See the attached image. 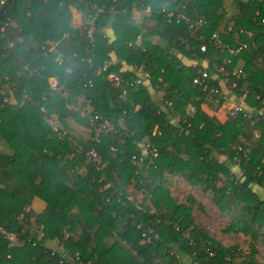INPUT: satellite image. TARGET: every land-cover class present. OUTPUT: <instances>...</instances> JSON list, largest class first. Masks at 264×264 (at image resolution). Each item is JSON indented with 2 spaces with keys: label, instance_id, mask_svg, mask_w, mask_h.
<instances>
[{
  "label": "trees",
  "instance_id": "trees-1",
  "mask_svg": "<svg viewBox=\"0 0 264 264\" xmlns=\"http://www.w3.org/2000/svg\"><path fill=\"white\" fill-rule=\"evenodd\" d=\"M171 1L7 0L0 5V139L8 148L0 153V227L17 230L24 241L9 247L0 235L1 264H77L60 262L59 246L78 252L82 264H264L253 244L259 240L264 246V114H238L220 122L201 109L217 80L208 79L206 89L193 83L206 62L212 73L225 56L210 40L218 32L223 42L247 43L230 65L241 60L246 77L231 80L237 94L246 93L248 104L261 106L256 95L264 96V0H235L230 33L225 27L220 31L225 22L222 0H178L191 19H206L200 30L167 22L160 9ZM93 3L113 10L97 18L90 46L83 26ZM72 8L79 11L83 26L72 25ZM146 8L149 24L141 25L148 37L137 44L142 28L133 10ZM7 18L20 30L3 33ZM239 28L253 35L236 40ZM49 43L55 45L50 49ZM203 44L205 51L200 50ZM139 66L150 73V85L128 86L120 97L108 73L131 81V69ZM51 77L58 87L51 86ZM152 90L163 91L160 102ZM83 100L99 116L97 141L78 137L71 127L73 121L90 128L88 118L73 108ZM189 104L195 107L191 116L185 113ZM52 113L66 131L64 137L54 135ZM73 141L84 151L94 149L104 166L97 169ZM140 155L145 156L142 164L134 160ZM221 155L225 160H219ZM235 165L239 174L232 171ZM177 177L211 194L217 209L231 216L225 231L249 236L247 252L222 244L195 223L194 198L184 204L173 194ZM105 181L113 187L103 189ZM129 188L141 197L130 199ZM34 197L45 202L42 212L28 207Z\"/></svg>",
  "mask_w": 264,
  "mask_h": 264
},
{
  "label": "built area",
  "instance_id": "built-area-1",
  "mask_svg": "<svg viewBox=\"0 0 264 264\" xmlns=\"http://www.w3.org/2000/svg\"><path fill=\"white\" fill-rule=\"evenodd\" d=\"M7 0H0V5L1 6H5ZM171 3L173 5H171ZM171 3H165L161 9L160 12L165 16L167 22L170 23H184V24H188L190 28L196 30H200L202 29V27L206 24V19L202 16H199L196 19H191L189 14H188V10L187 7L184 3H179L178 0H172ZM92 8H93V13L89 16V18L87 19L86 23L83 26V29L85 30V37L87 38L90 46H93L95 41H94V33L96 31V20L97 18L104 14L106 11H112L113 10V6H110L108 9L107 7H105L104 5H98L96 3L92 4ZM145 11L147 12V14L149 15L151 13L150 8H146ZM144 11V12H145ZM256 14H258V12H256ZM262 22H264V18H262ZM7 29H11V33H13L16 29L17 26L14 23V20L7 18L5 20V22L3 23V26L1 27V31L4 33ZM226 30L228 33L232 32L234 30V21L233 19H229L226 21ZM18 31V30H16ZM252 31L246 28H239L237 30H235V38L237 40L238 35H242V34H251ZM201 37V36H200ZM210 40L212 41V43L214 44L215 47H217L221 53H223L225 56L223 57V60L220 64L215 65L214 69L216 74H218V77L221 78V80L223 81H229V79H231V77L233 78H239V77H243L244 76V72L242 69L240 68H234V67H230V65L232 64V59L231 57H228V55L231 54H237L239 53L242 49H245L247 47V43L244 41H236V46L230 44L229 42H223L220 38V35L218 32H213L212 34H210ZM13 45L12 42L8 43V47L11 48ZM52 47H50L51 49ZM206 49V45L203 44L200 46V50L201 51H205ZM62 59L61 56H57L56 60L58 62H60ZM90 59H87V62H90ZM109 65L108 61H105L104 63V67L102 68H97L95 71V74L98 75L101 73V71L105 68V66ZM209 66L208 63L207 65L203 66L202 68H199L197 70V75L193 78V83L200 85L203 87V89L207 88L208 85V79L211 78V73L209 71ZM67 73H71L72 69L71 67H67L65 70ZM132 72H134V78L129 81L124 79L118 72L115 71H111L108 73L107 75V80L110 82V84L112 85V87L119 89V96L123 97L126 94V87L128 86H133V85H141L144 84L146 81H150L151 79V75L147 70H144L143 66H139L137 68H133L131 69ZM30 73H34L37 72L36 69L34 70H29ZM7 79V77L5 78ZM50 84L52 87L56 88L59 85V82L56 78L51 77L49 79ZM88 86H92L93 81L91 79H88L87 82ZM8 90L11 93L13 91L12 86L8 85ZM209 95L212 97H215V102L219 103V96H220V91L218 88L213 87L209 89ZM256 99H259L261 101V106L258 107H252L249 109H246L245 106L243 105V103L238 104L236 106H234L233 108L230 109L229 111V115L231 118L236 117L238 114H242L244 117L250 118L253 117V114H256L257 116H261L264 114V96H261L260 94H258L256 96ZM3 101L4 102H8L9 98L5 95L3 97ZM161 101V100H160ZM165 104V103H162ZM167 106L171 105V102H166ZM74 110L79 112L81 115L86 116L88 118V121L90 123V128L87 129L88 131V139L91 140H98L99 135H100V128L97 125V120L99 118L98 114L96 112H94V108L90 105L89 100L84 102L83 101H79L78 103H76V105H74ZM43 109V108H42ZM195 112V107L192 105H188L185 108V113L187 116H191L193 113ZM185 116V117H187ZM179 118V116H178ZM185 119V118H184ZM186 121V119L184 120ZM50 123H51V127H52V131L54 133L55 136L58 137H64L66 134L65 130H60V123L58 121V117L55 113H52L50 115ZM75 145H77V147L84 151L79 145L78 142L73 141ZM85 155L88 159H90L93 164H95V167L97 169H100L104 166L103 162L101 161L100 155L94 150V149H88L85 150ZM147 152L149 154H151L152 156H156L157 152L154 148H148ZM144 154V153H143ZM144 157L143 155H140L139 159H134L138 162V164H142L144 161ZM135 158V157H133ZM103 178L100 179V181ZM109 187H113V184L110 181H105L103 184V189L109 188ZM132 197L130 196V199ZM22 217L20 216L21 220ZM42 228V224H39V229ZM40 232V231H39ZM0 235L7 241L8 246L9 247H20L23 245L24 241L22 240V238L20 237V232H18L17 230H7L4 227H0ZM42 235V233L40 232L39 237ZM154 238L157 237V235L155 234L153 236ZM53 241L55 243H58V240L56 238H53ZM59 252H61V261H67V262H77V264H82L79 261V253L78 252H70L68 250H66L63 246H59ZM51 255L55 254V251H51L50 252ZM10 255H7V258H9ZM0 264H1V260H0ZM193 264H196V262H194Z\"/></svg>",
  "mask_w": 264,
  "mask_h": 264
},
{
  "label": "crops",
  "instance_id": "crops-1",
  "mask_svg": "<svg viewBox=\"0 0 264 264\" xmlns=\"http://www.w3.org/2000/svg\"><path fill=\"white\" fill-rule=\"evenodd\" d=\"M28 1L30 2L31 0H28ZM242 1H246V0H242ZM221 10H222V12L224 14L225 22L223 23V26L221 27L220 31L223 32L224 31V27H225V31L227 32V30H226V21L229 20V19H232V17L237 13V7H236L235 0H222ZM71 12H72V19H71L72 25L74 27L83 26L84 21H83L81 15H80L79 11L76 10L75 8H72ZM256 12H258V10ZM136 14H137L136 12L133 13V18L135 20V23L140 28H142V32H141L140 36H138L136 43L137 44H141V42L143 40V37L147 38L148 36H147V32L143 31L144 28L142 27V25L144 26V24L141 25V23L138 20V15L136 16ZM146 15H148V14H146ZM14 23L17 26L16 30L19 31L20 28L18 27L17 23L15 21H14ZM106 33L108 34V36H112V33L110 32V30L108 32H106ZM245 35L248 36V37H251L253 35V32L251 34H245ZM54 45H55V43H51L50 47H53ZM235 55L236 54H231V55H228V57H231V59H232V57L235 56ZM112 59L114 60V56L112 57ZM112 59L108 61L109 64L112 63ZM187 64H192V62H189ZM204 65L206 66L207 62ZM208 66H209V64H208ZM232 67L240 68V69L243 70V68H242L243 67V62L241 60H239ZM245 77H246V74L244 73L243 78H245ZM210 79H212V80L216 79L217 80L218 86L216 88L219 89L220 96H219V103H216L215 102V97H212L210 95H208V97L205 99V101H203L201 103V109L204 112H206L208 115L214 116L220 122H224L228 118H231L230 115H229L230 109L233 108L234 106L238 105V104L243 103V105L245 106L246 109H249V108H252V107H258L256 105H250V104H248L246 102V99H245L246 93H241V94H237L236 93V91H235L236 81H233L231 79H229V81H223V80H221L220 77H218V74H216V72H212L211 73V78ZM235 79H238V78H235ZM145 84H149V81H146ZM158 92L159 91H157V90L156 91L152 90V96H153L155 101L160 102V100L162 99L163 93L162 94H158ZM189 105H191V104H189ZM253 115L257 116L256 114H253ZM250 118H252V117H250ZM172 123H174V124L177 123V116L174 119H172ZM71 127H72L73 131L77 134L78 137L82 136L81 134L84 133V131H83V129H84L86 134H87L86 139L88 138L87 128L84 127L83 125L75 123V122L72 121L71 122ZM7 151H8V148L6 146V143L2 139H0V153L7 152ZM218 158H219L220 161L225 160V156H222V155L218 156ZM237 170H238V166L237 165L232 167V171L233 172L236 173ZM45 205L46 204H45V202L43 200H41L38 197H34L32 199V201H31V204L28 207L33 212L39 213V212H42L44 210ZM185 264H188V262L185 261Z\"/></svg>",
  "mask_w": 264,
  "mask_h": 264
},
{
  "label": "rangeland",
  "instance_id": "rangeland-1",
  "mask_svg": "<svg viewBox=\"0 0 264 264\" xmlns=\"http://www.w3.org/2000/svg\"><path fill=\"white\" fill-rule=\"evenodd\" d=\"M137 13L138 20L141 24L148 25V15L146 12H139L138 10H133V13ZM154 42H159L158 37H152ZM184 59V58H183ZM187 62L186 59H184ZM189 63V62H187ZM159 91L158 94H162L163 91ZM86 129V128H85ZM84 133L80 136L82 139H86V132L83 129ZM236 174H239V170H237ZM173 181V180H172ZM172 189L173 194L177 198V201L180 203L188 204V197H192L195 200L193 204V218L195 223L207 230L214 238L218 239L224 245H237L245 252L248 251L249 248V236L243 235L240 232H231L227 233L225 228L231 222V216L229 214L221 213L215 204L211 201V194L202 192L198 187L189 186L182 178L177 177L173 182ZM129 193L132 198L139 199L140 194L134 190L129 188ZM257 250V258L261 262L264 259V246L261 244L259 240L253 243Z\"/></svg>",
  "mask_w": 264,
  "mask_h": 264
}]
</instances>
